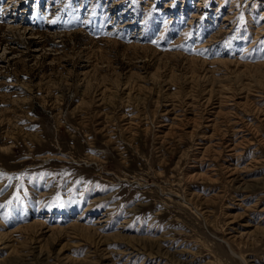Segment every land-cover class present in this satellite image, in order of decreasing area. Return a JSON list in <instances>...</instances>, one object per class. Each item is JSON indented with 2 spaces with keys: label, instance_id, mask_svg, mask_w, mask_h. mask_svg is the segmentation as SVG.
I'll return each instance as SVG.
<instances>
[{
  "label": "rangeland",
  "instance_id": "1",
  "mask_svg": "<svg viewBox=\"0 0 264 264\" xmlns=\"http://www.w3.org/2000/svg\"><path fill=\"white\" fill-rule=\"evenodd\" d=\"M0 264H264V0H0Z\"/></svg>",
  "mask_w": 264,
  "mask_h": 264
}]
</instances>
